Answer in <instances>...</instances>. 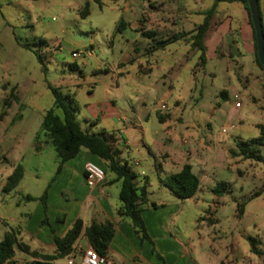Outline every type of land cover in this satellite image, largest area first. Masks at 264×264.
Instances as JSON below:
<instances>
[{"label":"rangeland","instance_id":"374dc122","mask_svg":"<svg viewBox=\"0 0 264 264\" xmlns=\"http://www.w3.org/2000/svg\"><path fill=\"white\" fill-rule=\"evenodd\" d=\"M211 3L202 6L210 8ZM87 4L90 13L84 16ZM260 4L263 8L264 0ZM182 7L198 9L194 0H0V115L6 113L0 123V242L7 232H18L26 214L32 223L42 218L46 190L59 192L58 186L48 189L58 166L55 148L49 144L33 153L44 113L53 107L51 88H56L75 99L82 126L86 105L103 100L108 105L111 99L119 110L150 115L149 138L176 159L190 152V162L206 160L200 168L207 175L200 200L190 202V234L198 226L194 219L204 217L219 221L210 229L221 240L215 247L205 243L202 250L191 251L197 264H264V163L233 157L235 145L227 151L235 134L232 126L238 127L241 140L260 135L256 125L264 124V72L249 56L239 59L240 69L229 58L211 54L202 66L190 44V29L203 17H186L178 12ZM226 7L232 6L221 4V10ZM121 19L146 30L127 42L130 35L116 33ZM149 32L152 38L144 36ZM176 34L184 37L153 55L155 40ZM99 68L108 71L96 74ZM238 74L243 76L240 83ZM14 87L19 101L5 109L4 100ZM234 92L240 96V109L235 108ZM160 114L170 117L172 126L157 135ZM17 164L23 165L24 178L16 191L6 194L1 186ZM221 183L229 189L223 196L207 189ZM27 195L34 200L25 201ZM242 202H247L246 210L239 216ZM207 230L205 226L201 236ZM250 238L260 254L252 253ZM231 245L229 253L224 247ZM16 256L13 264L46 263L20 251Z\"/></svg>","mask_w":264,"mask_h":264},{"label":"crops","instance_id":"0c3cea01","mask_svg":"<svg viewBox=\"0 0 264 264\" xmlns=\"http://www.w3.org/2000/svg\"><path fill=\"white\" fill-rule=\"evenodd\" d=\"M194 1L198 9L190 7L189 11L188 8L182 7L178 12H182L186 17L189 14L190 16L199 15L204 20V13L213 6V0H209L212 2L210 8H203L205 6H202L207 0ZM258 1L264 26V5L261 8L260 0ZM221 4L224 3L217 6L213 26L205 40L207 61L211 54L212 57L216 58L220 56L227 57L235 65H240L239 59L249 56L257 65L255 61L254 29L247 10L239 2L225 3L232 7H226L223 10H221ZM139 10L137 16H140L141 12ZM126 24L122 34L130 35V37L125 38L127 42H133L137 38L136 34L139 35L142 30H146H136L137 27L132 22H126ZM190 25L192 24L190 23ZM198 25L193 24L190 33ZM108 44L109 46L112 44L111 40L108 41ZM220 50L223 51L218 54ZM88 54L92 55L93 50H89ZM99 66L101 67L102 64ZM240 67L243 68V65L237 66V69H240ZM104 70L108 71L107 68H99L96 74ZM241 78L243 76L238 74L237 80L239 83ZM245 80L249 82L248 79ZM117 85L119 86L118 83ZM94 94V91L90 92L89 96L93 97ZM235 95L239 94L234 92L233 97ZM103 103L102 101H96L86 105V113L84 114L86 122L84 126L82 124L81 126L90 133L103 134L108 137L113 148L121 152V159L135 173L138 188H146L149 203L143 207L142 218L149 238H142V234L139 233L131 219L117 215V211L121 206L119 198L121 183H112L115 178L113 175H106L105 180L94 187L87 186L84 170L86 163L94 162L101 166L105 165L95 155L83 149L75 158L62 166L60 173H56L54 185H50L48 189L58 186L59 192L53 194L52 191H49V193L47 191L45 206L42 204V218L38 219L36 223H32V219L26 214L27 221L17 227L19 239L28 245L31 251L39 252L41 255H52L56 251L54 238L64 237L77 220H82L84 227L91 225L93 222L104 223L109 221L115 228V236L108 250V257L113 264H197L190 257V252L195 251L196 248L202 250L205 243L215 247L221 240L219 236L214 235L215 230H211L219 221L204 217L194 219L193 223H197L198 226L190 234V202L196 203L200 200L199 195L203 191L204 180L207 178L205 172L200 168L205 165L206 160L201 159L194 164L190 162V152L182 159H176L161 146L157 139L149 138L148 123L150 115L142 118L135 111L119 110L111 99H109L108 105L105 104L104 100ZM240 108H242V103ZM170 119V117L164 119L161 129L156 131L157 135L163 128L164 130L171 128ZM258 125H256L257 128ZM231 128L235 131V134L231 145L227 146V151L232 149L229 147H234L235 139L240 138L238 127L232 126ZM156 148H158V152ZM33 153H36V151L34 150ZM124 153H127L128 158L125 157ZM219 155L218 153L217 157ZM186 164L192 166L193 173L200 177L201 183L195 196L181 200L164 185L163 181L166 177L180 172ZM17 165L12 166L11 173ZM196 167L197 171L195 170ZM6 181L2 184L1 190ZM214 188L207 187L211 192ZM0 220L4 221L1 216ZM205 226H208L207 233L201 236L200 232H204ZM77 244L89 245L84 237H81L74 246ZM224 248L229 253L234 250L233 245ZM46 250L50 252L48 254L41 253ZM16 262L17 256L15 255L11 264Z\"/></svg>","mask_w":264,"mask_h":264},{"label":"trees","instance_id":"16d2710c","mask_svg":"<svg viewBox=\"0 0 264 264\" xmlns=\"http://www.w3.org/2000/svg\"><path fill=\"white\" fill-rule=\"evenodd\" d=\"M99 2V0H95ZM239 2L244 5L249 17L248 0H213V6L204 13V20L191 33L190 44L193 49L200 54V64L205 66L207 63V48L205 40L208 32L213 26V20L220 3ZM89 5L87 4L82 11L84 16L89 15ZM261 15V14H260ZM252 25V20L250 18ZM126 22L121 19L116 33L121 34L126 27ZM253 26V25H252ZM254 29V28H253ZM154 33H144V36L152 38ZM184 37L182 34H176L167 39L155 40L156 44L152 47V52L165 50L172 43H176ZM254 48L255 61L263 70L264 68L259 62L256 47V38L254 31ZM54 96L53 107L44 113L43 121L36 135L34 150L39 153L45 145L51 144L57 152L58 167L56 173H60L62 166L69 160L75 158L81 150L85 149L98 159L104 162V171L106 175H113L112 181L121 183L120 202L121 206L117 211V215L122 218H129L133 221L143 239H148L145 224L142 218L144 205L149 203L148 194L145 187L138 188L136 184V175L130 169L126 162L121 159V152L114 149L111 140L103 134H94L84 130L81 123L77 119L79 113L75 99L68 94H63L56 88H51ZM16 95V87L12 88L9 96L4 100V108L9 109L13 102H18ZM6 113L0 115V123L3 121ZM159 119L164 122L165 116L160 114ZM258 129L260 135L248 140L235 139V149L231 150L233 157H241L244 160H253L255 162L264 163V154L261 148L264 147V124H259ZM44 137V139H42ZM25 170L23 165L18 164L13 169L11 175L7 178L3 191L7 194L15 191L24 178ZM164 185L179 199L186 200L196 195L200 188V177L193 173L192 166L186 164L182 170L176 174L166 177L163 181ZM229 192L226 183L217 184L212 190L216 196H223ZM47 190L41 198L42 204L45 206ZM257 193L255 197H259ZM29 202L34 200L30 195L24 197ZM247 202L238 204V215L245 213ZM115 236L114 225L107 221L104 223L93 222L91 225L84 227L82 220H77L72 228L64 237H55L54 243L56 251L52 255H41L39 252L31 251L30 247L19 239V233L11 230L7 232L4 240L0 242V264H11L17 251L23 252L36 259H43L46 263L67 257L73 250L75 243L84 237L89 245H91L99 255L108 257V250L111 241ZM252 246V253L260 254L256 248V240L248 239Z\"/></svg>","mask_w":264,"mask_h":264},{"label":"built area","instance_id":"2783aa9c","mask_svg":"<svg viewBox=\"0 0 264 264\" xmlns=\"http://www.w3.org/2000/svg\"><path fill=\"white\" fill-rule=\"evenodd\" d=\"M74 55L76 56L77 54L74 53ZM234 99L236 108H240V96L235 95ZM161 109L166 110V105L162 104ZM223 132H226V129ZM84 170L87 186L89 187L96 186L106 178L104 169L94 162L86 163ZM53 264H113V262L109 258L99 255L91 245L83 246L77 244L67 257L54 261Z\"/></svg>","mask_w":264,"mask_h":264},{"label":"water","instance_id":"95a60500","mask_svg":"<svg viewBox=\"0 0 264 264\" xmlns=\"http://www.w3.org/2000/svg\"><path fill=\"white\" fill-rule=\"evenodd\" d=\"M250 18L255 31L258 59L264 68V26L260 15L259 1L248 0Z\"/></svg>","mask_w":264,"mask_h":264}]
</instances>
